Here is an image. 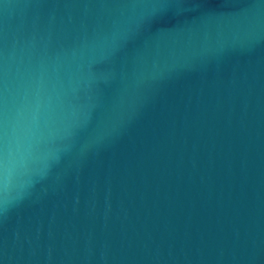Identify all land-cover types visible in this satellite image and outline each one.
Instances as JSON below:
<instances>
[{"label": "water", "instance_id": "1", "mask_svg": "<svg viewBox=\"0 0 264 264\" xmlns=\"http://www.w3.org/2000/svg\"><path fill=\"white\" fill-rule=\"evenodd\" d=\"M0 264H264V0H0Z\"/></svg>", "mask_w": 264, "mask_h": 264}]
</instances>
